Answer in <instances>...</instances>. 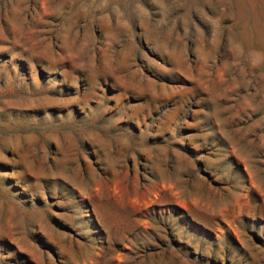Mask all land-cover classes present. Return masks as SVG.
I'll return each instance as SVG.
<instances>
[{"label":"rangeland","instance_id":"obj_1","mask_svg":"<svg viewBox=\"0 0 264 264\" xmlns=\"http://www.w3.org/2000/svg\"><path fill=\"white\" fill-rule=\"evenodd\" d=\"M0 264H264V0H0Z\"/></svg>","mask_w":264,"mask_h":264}]
</instances>
